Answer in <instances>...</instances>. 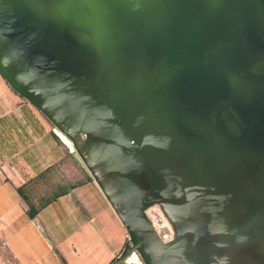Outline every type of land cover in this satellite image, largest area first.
Returning a JSON list of instances; mask_svg holds the SVG:
<instances>
[{"label": "water", "instance_id": "water-1", "mask_svg": "<svg viewBox=\"0 0 264 264\" xmlns=\"http://www.w3.org/2000/svg\"><path fill=\"white\" fill-rule=\"evenodd\" d=\"M0 72L124 225L116 261L264 264V0H0Z\"/></svg>", "mask_w": 264, "mask_h": 264}, {"label": "crops", "instance_id": "crops-1", "mask_svg": "<svg viewBox=\"0 0 264 264\" xmlns=\"http://www.w3.org/2000/svg\"><path fill=\"white\" fill-rule=\"evenodd\" d=\"M79 164L53 124L0 72V237L18 264L122 262L115 258L127 231ZM77 171L79 178H72ZM53 178L60 184L52 200L30 216L19 189L32 200L34 190Z\"/></svg>", "mask_w": 264, "mask_h": 264}, {"label": "rangeland", "instance_id": "rangeland-1", "mask_svg": "<svg viewBox=\"0 0 264 264\" xmlns=\"http://www.w3.org/2000/svg\"><path fill=\"white\" fill-rule=\"evenodd\" d=\"M77 169L79 170V172L80 170L82 172L80 165L77 166ZM70 170L73 171L71 166H70ZM79 172L77 171L76 176L74 175V177L72 176L71 177L79 178ZM59 180L60 178H53L49 181H45L44 184H41L36 190H34L35 192L33 193V195L37 197V201L39 203L44 202L45 200H47V198L51 197L55 193V191L57 190V186L60 184ZM147 212L150 220L152 221L155 220L159 228L158 233L160 234V236L167 235L168 237L166 240H169V238H171L172 236V232L164 220V218L166 220H168V218L164 215V212L162 211L161 207H159L158 205H153L152 208L148 209ZM136 254L139 257V260L136 257V262L138 263H127L131 261H126V262L122 261L120 264H144L139 254L137 252ZM0 264H18L14 259V257L6 249L1 237H0Z\"/></svg>", "mask_w": 264, "mask_h": 264}, {"label": "trees", "instance_id": "trees-1", "mask_svg": "<svg viewBox=\"0 0 264 264\" xmlns=\"http://www.w3.org/2000/svg\"><path fill=\"white\" fill-rule=\"evenodd\" d=\"M80 165V164H79ZM78 165V166H79ZM80 168L85 172V170H84V168H82V166H80ZM85 174L87 175V177L89 178V179H91L89 176H88V174L85 172ZM43 176V174L42 175H40V177L39 178H41ZM19 191H20V193H21V195H22V197H23V199H24V201L26 202V204H27V212H28V214L30 215V216H34L35 214H36V212L38 211V209L42 206V205H44V204H46L47 202H49V201H51L52 200V196L51 197H49V198H47V200H45L44 202H42V203H39L38 201H37V198H36V196L35 195H31L30 197H32V200L30 199V198H27L26 196H25V194H24V192L22 191V189H19ZM36 199V200H35ZM34 202V203H33ZM37 204V205H36Z\"/></svg>", "mask_w": 264, "mask_h": 264}, {"label": "bare ground", "instance_id": "bare-ground-1", "mask_svg": "<svg viewBox=\"0 0 264 264\" xmlns=\"http://www.w3.org/2000/svg\"><path fill=\"white\" fill-rule=\"evenodd\" d=\"M57 133L61 136V138L63 139V140H65V142H67V143H69V140H68V138H66L60 131H57ZM148 211V210H147ZM148 213V212H147ZM165 215V214H164ZM166 216V215H165ZM164 220H165V222H166V224L168 225V227L170 228V230L172 229V224L170 223V221L169 220H166L165 218H164ZM153 224H154V227L156 228V230L157 231H159V228H158V226H157V224H156V222H155V220H153ZM136 257H138V255L136 254V253H133L132 255H130V256H128V258H127V260L126 261H135L136 260Z\"/></svg>", "mask_w": 264, "mask_h": 264}, {"label": "built area", "instance_id": "built-area-1", "mask_svg": "<svg viewBox=\"0 0 264 264\" xmlns=\"http://www.w3.org/2000/svg\"><path fill=\"white\" fill-rule=\"evenodd\" d=\"M153 222V221H152ZM164 240H166L167 239V235H164V236H161Z\"/></svg>", "mask_w": 264, "mask_h": 264}, {"label": "flooded vegetation", "instance_id": "flooded-vegetation-1", "mask_svg": "<svg viewBox=\"0 0 264 264\" xmlns=\"http://www.w3.org/2000/svg\"><path fill=\"white\" fill-rule=\"evenodd\" d=\"M150 208H152V207H150ZM150 208H149V209H150ZM169 239H170V238H169ZM137 258H138V260H139V257H137ZM127 263H129V262H127ZM132 263H138V262H132Z\"/></svg>", "mask_w": 264, "mask_h": 264}]
</instances>
